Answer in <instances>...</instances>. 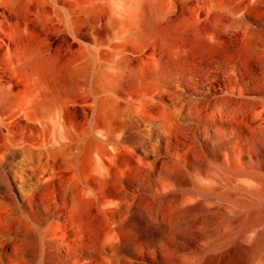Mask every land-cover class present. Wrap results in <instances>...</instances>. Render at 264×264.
I'll list each match as a JSON object with an SVG mask.
<instances>
[{"label": "bare ground", "instance_id": "obj_1", "mask_svg": "<svg viewBox=\"0 0 264 264\" xmlns=\"http://www.w3.org/2000/svg\"><path fill=\"white\" fill-rule=\"evenodd\" d=\"M0 44V264H264V0H0Z\"/></svg>", "mask_w": 264, "mask_h": 264}, {"label": "rangeland", "instance_id": "obj_2", "mask_svg": "<svg viewBox=\"0 0 264 264\" xmlns=\"http://www.w3.org/2000/svg\"><path fill=\"white\" fill-rule=\"evenodd\" d=\"M29 26H30V29H31V31H30L31 34H33V36H35V37L43 36L44 34H48L49 33L47 28H42L39 25H35V24L30 23ZM225 47L232 48V44L227 42L224 45H217L214 48H215L216 52H223ZM1 49H2V44H0V50Z\"/></svg>", "mask_w": 264, "mask_h": 264}]
</instances>
